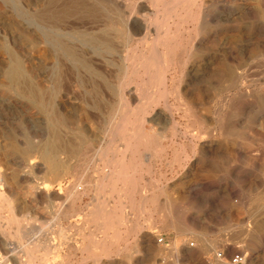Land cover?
<instances>
[{"label": "rangeland", "instance_id": "obj_1", "mask_svg": "<svg viewBox=\"0 0 264 264\" xmlns=\"http://www.w3.org/2000/svg\"><path fill=\"white\" fill-rule=\"evenodd\" d=\"M131 1L108 0L104 6L99 4L96 15L80 12L86 14L67 18L81 28L104 25L112 42L120 45L117 55L100 50L110 84L133 78L128 71L133 52L148 50L154 38L167 32L165 26L155 24L145 45L128 37L114 18L123 19ZM195 2L192 10L200 16L192 23L182 19L184 14L169 19L172 36L179 42L176 52L181 50V55L173 64L176 82L172 83L168 106L155 95L156 86L150 89L156 99L150 96L146 100L151 103L146 116L139 109L145 99L136 97L128 109L122 108L118 97L107 88L102 89V96L85 101L70 78L75 88L71 87V97L56 114L61 129L57 127V131L62 139L69 138L67 144L62 142L63 152L67 146L73 152L68 149L67 154L57 153L56 169H52L41 157L39 146L52 133L49 118L35 108L17 107L16 94L3 76L14 57L39 80L42 45L34 16L40 0H0V264H230L229 258L236 253L245 257V264H264V0ZM148 4L152 8L150 16L162 21L163 8L150 0ZM133 17L141 15L134 13ZM142 36L144 32L135 38ZM190 99L201 102V112L213 119L211 126L202 128V138L189 136L200 129L187 108ZM118 109L120 113L128 111L127 131L133 130L141 115L144 132L157 140L156 144L151 140L136 144L137 166L128 174L138 189L131 195L123 193L127 182L124 184L122 176L113 184L106 179L107 169L115 165L107 158L122 156L123 149L132 144L121 137L110 141L108 130ZM60 113L67 114L65 120ZM26 140L35 150L30 160H36L29 174L16 151V147L26 148ZM129 153L123 157L125 165L131 164ZM71 184L77 191L73 198L68 196ZM101 209L114 213L111 225L104 228L92 217ZM63 211H68L67 217L62 216ZM15 216L21 220L11 221ZM17 228L35 231L25 237V244L47 241L49 251L40 248L34 253V261L26 262L29 257L14 236ZM2 229L9 236L3 235ZM159 238L163 241L158 242ZM219 252L222 259L216 257Z\"/></svg>", "mask_w": 264, "mask_h": 264}, {"label": "bare ground", "instance_id": "obj_2", "mask_svg": "<svg viewBox=\"0 0 264 264\" xmlns=\"http://www.w3.org/2000/svg\"><path fill=\"white\" fill-rule=\"evenodd\" d=\"M148 1L149 0H133V1H131V5L128 6L129 11H127V14L125 16H123V19H121L119 17H115V18L112 17V18L115 19L116 24L118 23V24L123 26V28L125 30V33L128 35V37H130L131 39L136 40L140 44H144L145 45L146 43L149 42L148 41L149 40V36L151 35L152 27L155 24L160 25V26H165L167 32H165L162 36H158V37L154 38L152 40L151 47H149V48L147 47L148 50H146L144 48H142V49L139 48L140 49V51H139L140 53H136V52L134 53L133 52V55H132L133 57L130 55L132 57V59H131V63H129L130 65L128 67L130 68V70H128V71H129V74H131L133 78H129L130 77L129 76L126 79L120 80L118 82V84H116V83L115 84H113V83L110 84L111 81L107 80L108 76H106V73H104V70H103L105 68L104 66L106 65V62H105V59L102 57V55H100V50H102V48H103L104 51H106L108 53H111V55L112 54H116L117 55L120 52V50H119L120 45L118 47V45L116 43L112 42V39H110V37H112V36H109L106 33V27L104 25H102V24L94 25V26H91L90 28H81V25L78 26L76 22L73 24V22L70 23V21L67 20L68 16L73 15V14H74V16H76L75 14L76 13L80 14V12H86V13H90L91 15H96L97 12H98V9H99V4H103V6H104L105 4L108 3V0H94L92 3H89V1L87 2V0H40L38 10H37L36 14L34 13L35 14L34 17L37 20V27L39 29L38 32L40 34V42H41V45H42L41 48H40L41 49V56H40V66H39V69H38L39 70V80H35V78L31 74V69H26L20 63V61L17 58H14V57L13 58L11 57L12 59L10 58L11 60H9L10 61L9 64H7L5 66L4 72H3V76H4L5 82L9 85V87L11 89H13V91L16 94L17 101H15V104H16L17 107H25V108H29L30 107V108H33V109L35 108V109H37L39 111V113H41V115L44 114L45 116H47L49 118V120H50V123H49L50 124V128L49 129H51L52 133L48 134V137L46 136V138L44 139L43 144H40L39 146H42V148H41V157L43 158L45 163H47V165L50 168L56 169V164L54 163V158H55L57 153H59V152L62 153L63 152V148H64V145H63L64 143H62V142H64L63 140H65V139H62V137H61L62 134L60 135V133L57 131V130L60 129L59 128L60 126L58 125L59 124L58 117H57L58 114H56V112L59 113V111H57V109L61 108L64 105V103L67 102L68 98L71 97V95L73 93L71 87H74V86L70 85L71 84V83H69V82H71L70 78H72V80H74V82H75L74 85H76L79 88V90L81 91V94L83 95L84 99L87 98V97L88 98L89 97L93 98V96H97L98 94L102 96V94H100V93L107 88L110 91V93H112V95L114 94V96L116 95L118 97V100H119L118 103L121 105V107L128 109L129 105H130V102L133 101L136 97H138L140 100L145 99L144 101H146V100L149 99L150 96H153L151 94L152 92H150V89L152 88V86H156L157 87V91L153 87L154 91H156V92H154V93H156L155 95L158 97V99H163L165 106H168L167 105L168 97L173 91L174 87H173L172 83H173V81H175L174 80V75H173V73H174L173 72L174 71L173 64L177 60V56L181 55V53L179 54V51H181V50H178V52H176V48L179 45V42L177 41L178 39H176L175 37L172 36L173 33H172V30H170L169 19L171 17H180V16H182L184 14L182 19L184 18L185 22H189L190 21L192 23L193 21H195L197 19V16L199 14V13L198 14L197 13L194 14V12L192 10V7H195L194 4H196L197 2H195L196 0H150L153 5L154 4L155 5L158 4L160 7L163 8L164 19L162 21H157L156 19H153L150 16V14H151L150 11H151L152 8L149 6ZM200 4L201 3H199V5H197V7L199 6V9H201V6H202ZM110 5H111V3H110ZM16 6H18V5H16ZM22 11H23V8H22ZM134 13H140L141 18H134L135 17V16L133 17ZM31 14H29V16ZM81 14H80V16H84L85 15V14L84 15H81ZM115 15L116 14H114V16ZM199 16H200V14H199ZM77 17H79V15ZM98 17H99V15H98ZM103 17H105V16H103ZM70 19L72 21V18H70ZM91 19H90V21H91ZM89 23H87V24H89ZM170 23H171V20H170ZM193 25H194V23H193ZM178 28H179V26H178ZM196 28H198V27H196ZM192 30H190V32ZM175 31L177 32L178 30H176V28H175ZM142 32H144V36H142L140 38H138V37L135 38V35H137L139 33H142ZM194 33L196 34V31H194ZM179 34H180V32H179ZM180 36H182V35H180ZM189 36H192V34L189 35ZM187 38H190V37H187ZM118 39H119V37H118ZM27 43H28V41H27ZM127 45H129V44H127ZM180 45H183V44H180ZM134 47H136V46H134ZM124 49H125V47H124ZM134 49H137V47L134 48ZM28 53L29 52H27V54ZM184 55H187V53L184 54ZM26 57H27V55H26ZM111 58H113V57H111ZM109 60H110V57H109ZM177 61L179 62L180 59L177 60ZM117 66H119V65L117 64ZM113 68H115V67H113ZM108 69H109L108 71H110V68H108ZM106 71H107V69H106ZM125 73L127 74L126 71H125ZM117 74H120V73H118V71H117ZM113 79H115V78H113ZM1 82L2 81H0V83ZM2 86L4 88V85H1V87ZM103 88H105V89L102 90ZM7 92H10V90L7 91ZM76 94H78V93H75V96H76ZM174 96L175 95H173L172 97H174ZM76 98H78V96ZM104 98H105V96H104ZM153 98L156 99V97H154V96H153ZM106 99L108 100L110 98L106 97ZM96 100H97V98H96ZM175 100H177V99H175ZM85 101H86V99H85ZM179 101L180 100H178V102ZM153 102H155L154 100L152 101V104H155ZM141 103H142V101H141ZM149 103H150L149 101L148 102L146 101L145 103L143 102L142 107L141 106L139 107V109L141 108L140 110L143 113V115H144V113L147 112V110H148V108H149V106L151 104V103L150 104ZM156 103L158 105L159 102H156ZM200 103L201 102H195V101L190 99V100H188L189 107H187L188 110L191 111V113H192L191 115L193 116L194 122H196L199 125V127H200L199 130H196L195 132L191 130L192 133H189L190 137L196 138V139L197 138H202V136H204V131L202 130V128H204L206 126H209V125L211 126L212 123H213V119H210L209 117H207L206 115H204L201 112ZM87 104H88V102H87ZM172 105H171V107H172ZM231 105H232V103H231ZM98 110L99 109H97V111ZM120 110H119V112L117 113L116 116H114L113 118L111 117L112 118L111 119L112 122H111V125H110V129L108 130L109 134H110V141H112V140H114L116 138L120 139V137H121V138H123V139H125V140H127L129 142L132 141V144H128L129 146H126L123 149L122 156H114L112 158H107L105 156L107 158L108 162L115 163L113 168L107 169L108 170V175H106V179H107L108 184H113L115 178H117V179L119 178L120 179V177L122 176V178H123L122 180H123L124 184L127 182V185H124L122 187V190L124 191V192L123 191L122 192L125 193V195H131L132 192H134L135 190L138 189V186H137L136 182L133 180V177H132V180H131L130 177H129L130 173L128 174V170L134 171L135 167L137 166L136 163L138 161V157H137L136 153H137V149H138L137 147L139 145L137 146L136 144L142 143V142H145V141H149V140H151L153 143L156 144L157 140L155 138H153L152 135H150L149 133L144 132V129H143L144 126H142L143 125L142 124L143 117L141 115H140L141 117L139 116V118L137 119L136 124H134L135 125L134 128H131V130L132 129L133 130L131 132L127 131L125 128H128V127H126L127 126L126 123L128 121V118H129L128 117L129 115L127 114L128 111L120 113ZM166 110H167V107H166ZM84 111H85V109H84ZM101 111H103V110H101ZM111 112H113V111H111ZM116 112H114V113L116 114ZM11 113H12V111H11ZM153 113H154V111H153ZM133 114L131 113L130 115L133 116ZM154 114H157V112L154 113ZM62 115L63 114H61V116ZM65 115H67V114H65ZM65 115H63V117ZM91 115H93V114H91ZM188 115H190V114H188ZM144 116H146V114ZM40 117L41 116H39V118ZM65 117H64V120H65ZM68 117H70V116H68ZM71 117H74V116H71ZM16 118H17V116H16ZM33 119H35V118H33ZM69 120H71V119H69ZM131 120L134 121V118L131 119ZM64 122L67 123L69 121L67 120V121H64ZM174 123H176V121ZM231 123H232V120H231ZM45 124L46 123H44L43 125H45ZM40 125H42V124H40ZM69 126H71V125H69ZM46 127H48V126H46ZM66 128H68V127L66 126ZM175 129H177V128H175ZM191 129H194V128H191ZM60 132H62V131H60ZM27 133H29V132H27ZM41 133H42V131H41ZM72 133L76 134L74 132H72ZM66 136L67 135H65V137ZM67 137H69V136H67ZM24 138H27V137H24ZM67 141L69 142V138L67 140H65L66 144L68 143ZM70 141H71V139H70ZM32 142H33V140H32ZM11 143H14V141L11 142ZM18 143H20V142H18ZM26 143H27V145H25L26 146L25 149L16 147V151H17V153H19V155L21 154L20 156H22L21 158H23V161H24V164H25V167H26V169L24 170L25 173L29 174L31 168L35 164L34 161H36V160H34V161L30 160L31 152L35 151L34 147H32L33 143H30L29 141H27ZM71 143H72V141H71ZM19 146H21V144ZM65 146H67V145H65ZM67 147H69L68 149H70V146H67ZM151 147H152V149L155 148V147L153 148V146H151ZM0 149H3V148H0ZM68 149H66V150L64 149L65 152H63V153H66V151ZM70 150H69V152H70ZM147 150H149V149H147ZM159 150L160 149H158V151ZM13 151H15V150L13 149ZM126 152H130L129 154L131 155L130 158H129L130 159V163H131L130 165H125V163H124L123 157L126 154ZM154 152H156V151H154ZM17 153H15V154H17ZM74 153H75V151H74ZM2 155H3V153H2ZM38 164H40V163H38ZM58 170H60V169H58ZM31 176H32V174H31ZM128 178L130 180H128ZM118 182H119V180H118ZM102 183H104V180L102 181ZM72 186L73 187L70 189V192H68L69 193L68 196L70 198L76 197V195H77V191L74 188V185H72ZM75 186L77 187V185H75ZM112 187H115V186H112ZM100 190H102V187H101ZM114 191H116V190H114ZM45 193H47V192H45ZM10 203L11 202H8V204H10ZM8 204H6V205H8ZM10 205H12V204H10ZM4 206L2 205V207H4ZM11 207H10V209H11ZM95 208H96V206H95ZM115 209H114V211H115ZM106 211L104 212L103 209L98 210V211L95 210L94 213H93V216H92L94 221L99 222V226H102L101 228H104L107 224H109V221L112 219V216H114L113 215L114 213H111V212H110L111 214L108 213L110 210L108 212H106ZM68 214H69L68 211H63L62 216L63 217H67ZM56 215H58V214H56ZM59 215L57 217H59ZM15 217L12 218L11 221H13V220H17V221L21 220V218L17 219V217L16 218ZM117 220H118V218H117ZM112 222H114V221L112 220ZM119 222H120V220H119ZM109 225H111V224H109ZM24 229L26 230V228H24ZM24 229L17 228L15 230L14 236L17 238V241H18L19 245L22 247V249L25 250L26 254L29 257V260H27L26 262H28V261L29 262L30 261L33 262L34 258H35L34 257V253L36 251H38L40 248H43L45 251H47V250L49 251L48 242L47 241L36 240V241L32 242V245L31 244L30 245L29 244H25L24 243L25 237L26 236L27 237L30 236V234H33V232H35V231L32 230V229H29L30 231L29 230L25 231ZM43 229H44V227L40 228L41 231ZM111 229H112V226H111ZM1 231H3L2 232L3 235H5V236L8 235L6 229H2ZM95 243H97V241H95ZM19 264H22V262L19 261Z\"/></svg>", "mask_w": 264, "mask_h": 264}, {"label": "built area", "instance_id": "obj_3", "mask_svg": "<svg viewBox=\"0 0 264 264\" xmlns=\"http://www.w3.org/2000/svg\"><path fill=\"white\" fill-rule=\"evenodd\" d=\"M163 239L159 238L158 242H162ZM216 257L218 259H222L223 258V253L219 252L216 254ZM229 263L230 264H245V257L241 254V253H236L233 254L230 258H229Z\"/></svg>", "mask_w": 264, "mask_h": 264}]
</instances>
